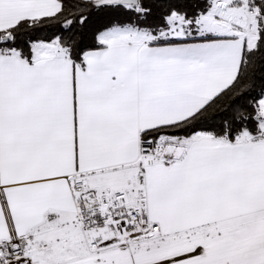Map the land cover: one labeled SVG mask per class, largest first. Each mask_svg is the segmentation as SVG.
Instances as JSON below:
<instances>
[{"label":"snow or ice","instance_id":"snow-or-ice-1","mask_svg":"<svg viewBox=\"0 0 264 264\" xmlns=\"http://www.w3.org/2000/svg\"><path fill=\"white\" fill-rule=\"evenodd\" d=\"M0 264H264V0H0Z\"/></svg>","mask_w":264,"mask_h":264}]
</instances>
